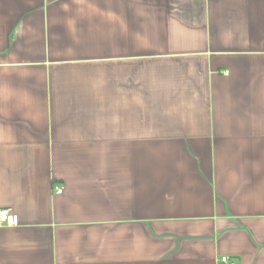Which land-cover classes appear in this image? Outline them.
<instances>
[{"label": "crops", "instance_id": "0c3cea01", "mask_svg": "<svg viewBox=\"0 0 264 264\" xmlns=\"http://www.w3.org/2000/svg\"><path fill=\"white\" fill-rule=\"evenodd\" d=\"M0 209V264H264V0H0Z\"/></svg>", "mask_w": 264, "mask_h": 264}, {"label": "built area", "instance_id": "2783aa9c", "mask_svg": "<svg viewBox=\"0 0 264 264\" xmlns=\"http://www.w3.org/2000/svg\"><path fill=\"white\" fill-rule=\"evenodd\" d=\"M226 74V73H225ZM57 194L62 193V189H56ZM18 218L9 209H0V228L3 227H16L18 225ZM222 262L226 264L227 258H222Z\"/></svg>", "mask_w": 264, "mask_h": 264}]
</instances>
